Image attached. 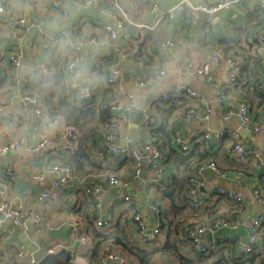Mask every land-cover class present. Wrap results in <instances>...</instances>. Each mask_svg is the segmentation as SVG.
Returning a JSON list of instances; mask_svg holds the SVG:
<instances>
[{
    "label": "crops",
    "instance_id": "obj_1",
    "mask_svg": "<svg viewBox=\"0 0 264 264\" xmlns=\"http://www.w3.org/2000/svg\"><path fill=\"white\" fill-rule=\"evenodd\" d=\"M190 1L196 3L198 0ZM201 1L211 4L220 0ZM260 1L233 2L231 6L219 10L213 16L214 33H207L205 27L198 21L191 22L189 14L186 12L182 14L176 12L173 17H167V10L173 4L172 0H161L155 10L151 9L150 0H101L105 8L103 13L94 7L85 5L81 0H64V5L68 11L66 15L59 10L51 9L48 0H15L8 3L5 11L0 13V68L6 75V81L0 84V107L3 106V109H0V185L5 191L4 196L6 198L12 203L21 202L24 205L23 214L25 224L28 225L23 231L36 247L32 252H35L41 259L48 253L49 248H52L54 252L66 248L70 251L71 259L75 264H88L86 255L90 253L92 243H90L88 250H77L78 242L72 235V229L73 223L78 222L84 230L85 224L81 220L93 221L89 214L91 210L95 218L109 216L111 219L112 217L111 226L114 225V222L118 224V221L126 226L130 235L129 244L133 248H129L130 251L126 249L123 253L129 257L132 264H137V258L131 252L134 251L135 247H137L136 250L138 249L134 223L130 208L122 198L124 194H129L138 197L143 209V216L148 222H153L150 212L151 203H156L162 208V211L165 210L162 216L164 224L162 232L165 231L168 221H171L173 225L179 223V234L182 226L191 223L211 222L220 216L233 221L234 227L220 228L214 233L206 232L203 235V244L209 242L212 236H219L224 239L221 246L207 258V263L216 262L219 257H237L239 264H264V221L258 230L257 244L252 254L242 256L239 245L235 242L236 239L247 240V222L255 215L264 212V207L252 195V189L256 185L260 186L264 193V98L252 86L256 83L254 80L258 79L259 81L263 77L264 66L258 68L257 71L260 72L261 70V73L257 72V75L251 68L252 66H247L240 75L239 84L224 91L229 105L234 106L241 100H245L249 104L250 124L246 128H238L234 118L224 120L221 115L222 107L215 101V89L225 82L227 75L228 67L224 62H219L213 66V78L208 81L199 76L184 74L181 71L182 64L188 61L194 64L205 61L215 51L214 47L220 46L221 41L242 38V27L249 19V14H263L258 11ZM18 15L25 18L23 25L14 23L13 20ZM206 16L205 13L200 14L201 19ZM156 17L162 18L156 33L150 34L145 30H140L141 23L152 22ZM103 22L112 24L117 34L116 38L112 39L108 33L101 29ZM76 24L78 29L74 31L73 26ZM187 28H191L192 35L187 33ZM57 34L61 35V41L54 43L51 39ZM123 34H128V37L124 38ZM156 35L174 41L173 50L169 52L173 61L165 78L145 87H139L136 81L143 76L146 69L161 63L162 57L166 55L163 51L156 54L154 51L147 50V54H144L142 58L144 60L149 58V61L144 62L143 59H139L140 45L145 41L150 48V42L147 41V38ZM31 42L35 47L34 53L28 49ZM70 45L77 48L76 56L79 66L76 76L81 85L84 86L87 83L94 61L98 63L100 68L97 74L100 81L104 76L102 70L105 68L110 70L118 67L120 70L117 83L122 85L124 92L119 93L121 95L118 99L121 103L119 111L130 116V124L120 125L117 137L119 146L130 145L139 149L136 147L139 144L142 149L144 142L147 139H152L150 129L154 127L143 129L141 124L145 113L149 111L153 95L177 84H187L200 92V100L185 95L179 97L177 102L187 106L194 105L198 109L208 106L211 112L210 118L208 120L193 119L181 122L175 115L170 120L173 133L168 136L167 141L163 139L166 141L163 146L168 156L170 151L179 150L173 142L175 132H179L186 138H191V135L197 130H210L211 134L221 130L228 131L220 141H212L209 145L211 146L212 160L225 173L220 175L212 170H207L200 177L198 188L202 200L197 208L188 203L184 192L180 195L170 192V195L166 196L158 187L147 189V183L153 174L147 167L146 153L143 149L139 150L143 152L142 174L146 175V179L145 184L140 189L137 188L136 194H131V186H133L135 179L133 176L134 162L131 158L125 159L129 160L130 163L126 162L118 167L117 165L113 166L114 173L103 171L102 173L96 172L81 176L75 174L73 183L64 187H51L52 177L49 175H45L44 180H36L34 178L36 172H42L51 161L67 156L65 148L68 139L60 136L53 129L49 131L48 141L43 148L29 151L12 150L15 152V158H12L10 162L1 157L3 153L1 149L8 141L16 139L19 134H24L31 146L37 145L39 132L32 128L31 107L21 97L24 94L36 95L45 104L43 96L52 95L53 99L55 91L62 89L63 85L67 86V72L64 66L72 51ZM254 46V44L250 46V55L254 51ZM144 48L143 45L142 50ZM17 49L22 52L21 75L26 77L37 75L39 62L46 60L54 68L56 81L51 85L17 84L11 74L9 59L11 52ZM109 56L115 57L116 66H106L105 58ZM126 94H131L132 99H128ZM97 99H99L98 93ZM130 102H132V106L128 107ZM155 106L153 111L157 114ZM256 124L260 126L259 131L253 129ZM99 135H97V140L101 143L100 147L102 148ZM234 136L241 140L244 145L261 151L263 157L261 168L257 167L253 160L241 162L229 158L228 154ZM8 168L12 170L11 176L6 175ZM175 172L177 173L178 170L175 168L171 157L166 158L162 181L166 184L169 183ZM111 174L122 176L120 178L128 180L129 184L124 188L109 186L107 177ZM85 183H100L104 187L101 194V205L97 212L93 211L94 206L90 208L88 204L91 201L94 202L83 191ZM218 187H228L241 191L244 195L243 201L236 203L216 195L215 191ZM49 188L56 193V201L46 200L39 203L36 195ZM109 209H112V215L109 213ZM33 210L42 213L49 223L57 227L43 226L37 228L33 226ZM20 244L23 243L13 225L4 221L0 228V253L3 264H16L14 256ZM25 250L29 251L26 248ZM140 250L151 252L152 248ZM179 253L193 255L190 245L186 242L182 243V241L179 244ZM107 264L116 263L109 262ZM151 264L179 263L177 258L173 256L158 255L151 259Z\"/></svg>",
    "mask_w": 264,
    "mask_h": 264
},
{
    "label": "built area",
    "instance_id": "obj_2",
    "mask_svg": "<svg viewBox=\"0 0 264 264\" xmlns=\"http://www.w3.org/2000/svg\"><path fill=\"white\" fill-rule=\"evenodd\" d=\"M15 0H0V13L5 11L8 3ZM29 1V0H20ZM85 5L94 7L99 12H105V8L101 0H81ZM161 0H150L151 9L155 10L158 7V3ZM172 6L167 10V17H173L174 13L178 12L188 13L191 22L198 21L202 24L207 33H214L213 28V16L221 9L227 8L232 5L233 2H245L247 0H220L211 4H207L198 0L196 3H192L190 0H172ZM50 8L54 10L61 11L62 14L66 15L68 13L66 6L64 5V0H48ZM258 11L264 14V1L261 0L258 4ZM205 13L207 16L204 19L200 18V14ZM14 23L18 25H23L25 18L18 15L14 18ZM162 22L161 17H156L154 21L149 23H141L140 30H145L150 34H154L158 31ZM131 23V21H130ZM78 25L73 26V30L77 31ZM101 29L104 30L109 36L114 39L117 34L111 23L103 22L101 24ZM187 33L192 35L191 28H187ZM124 38L128 37V34L122 35ZM54 43H59L61 41V35L57 34L51 39ZM158 48L165 52L166 55L162 57L161 63L158 68L154 71L145 72L141 78L136 81L137 86L145 87L148 84L161 81L165 78L170 70L173 58L169 55V52L173 50L174 41L171 39H162L157 43ZM28 49L31 53L35 52V47L29 43ZM70 57L68 58L64 69L67 72V87L69 93V99H71L73 104L79 102L88 101L97 98L96 88L100 82L98 74V63L93 62V67L91 69V74L87 80V83L83 86L80 84L79 79L76 76L78 69V59L76 56V47L70 45ZM259 56L263 59L264 63V44L258 48ZM21 55L22 52L17 49L11 52L9 59L11 63V74L14 81L19 85H51L56 81L54 75L53 66L46 60H42L38 64L39 72L37 75L32 77H26L20 74L21 68ZM219 62H224L227 65V75L225 82L219 85L215 89V101L218 105L222 107V118L224 120H229L234 118L237 122L238 128H246L250 124V107L245 100L239 101L236 105L231 106L225 98V89L233 88L236 84H239L240 72L243 65V57L234 58L231 54H224L220 50H216L211 53L205 61L200 64H194L190 61L182 64L181 71L184 74L199 76L204 80H211L213 78V66L217 65ZM120 70L118 67L110 69V73L106 76V81L112 85L119 92H124L122 85L117 83L119 78ZM6 81V75L2 72L0 68V84ZM258 90L264 94V75L261 80L258 81ZM189 96L200 100L201 94L198 90L192 88L187 84H177L170 87L158 94L153 95L149 111H147L142 120V128L149 129L158 122V115L153 111L156 104L162 101L168 100L170 97H181ZM128 99H132L131 94H126ZM22 100L28 102L31 107L32 114V128L34 131L39 132V139L36 146H31L26 140L24 134H19L16 139L8 141L6 145L1 149L2 152L6 150H38L43 148V146L48 141V133L50 130H55L57 134L68 139L66 145L67 156H62L60 158L51 161L42 172H36L34 178L36 180H44L45 175L52 177L51 187L67 186L73 183L75 180V174L73 172L70 158L76 153L78 146L81 141V133L75 130L71 126H67L63 117L60 115H51L45 110L43 101L36 95L24 94L21 97ZM130 101V100H129ZM132 106V102L128 107ZM121 103L116 101L108 106L106 115L111 121L112 125L116 128L113 130H105L99 135L100 141L102 142L103 149L108 154V164L114 165L119 159L125 157L131 158L134 162V174L133 176H139L143 172V152L139 149L133 148L130 145L119 146L118 144V129L120 125H129L130 116L123 114L119 111ZM3 109V106L0 107ZM211 112L208 106L198 109L194 105H190L184 112L177 115L179 121H191L193 119L197 120H208L210 118ZM255 131H259L260 126L258 124L253 126ZM228 131L221 130L214 134L210 133V130H197L192 135L191 138H186L179 132H175L173 136V142L177 148L183 153H188L193 144L196 142H207L220 141ZM233 142L229 150V158L232 160H239L241 162H246L248 160H253L257 167L261 168L263 164V157L261 151L254 147H249L244 145V143L239 140L236 136L232 137ZM142 149L146 153V160L148 168L151 170L153 176L149 179L147 183V188L151 185L157 186L159 189L164 190L166 184L162 181L163 176V166L164 161L167 157L165 148L159 147L154 143L153 139H147L144 142ZM70 157V158H69ZM214 171L220 175L224 173L220 172L213 161H208L199 166L196 169L195 177L190 180L188 197L189 202L193 206L198 207L201 203V196L199 194V180L201 176L207 171ZM7 175L12 174V170L8 168L6 170ZM107 184L115 188H124L129 184L128 180L117 178L115 175L111 174L107 177ZM103 185L100 183H85L83 186V191L91 197L95 206L93 208L94 212H97L98 207L101 205V194L103 192ZM4 189L0 185V211L4 214L5 218L11 220L13 225H24L25 218L23 214L24 205L23 203H12L8 198L4 196ZM216 195H223L229 197L235 201L241 202L244 199V195L239 190L230 189L228 187H218L215 191ZM253 198L264 207V193L260 186H255L252 189ZM123 201L128 204L132 216V221L135 228V236L139 243L141 249L155 248L164 241V235L161 228L162 208L156 204L151 203L150 212L152 215L153 222H148L143 216V209L141 208V203L138 197L133 195L124 194L122 196ZM36 199L39 203L48 201H56V193L49 189L42 190L36 195ZM33 226L56 228L57 226L49 223V221L44 217L42 213L37 210L32 211ZM109 216L103 217L99 216L94 220L96 225H106L110 226ZM264 221V212L252 217L246 224L247 240L242 241L236 239L235 242L239 245L240 252L243 256H248L253 252L257 244V233L259 228ZM4 219L0 218V228ZM234 227V222L228 220L225 217L215 218L211 222L196 223L190 225L186 228V237L189 239V245L192 251L203 253L207 258L210 256L209 251L216 250L223 243L224 239L219 236H212L211 240L207 243H202V237L206 232L214 233L220 228ZM72 235L77 240V250L84 251L90 248L91 241L83 233V229L78 222L73 223ZM54 252L52 248H49L48 253ZM206 258V259H207ZM40 258L32 251H26L23 244L17 247L14 261L16 264H37ZM109 262H115L116 264H132L129 257L122 253L118 249L110 248L109 246L103 249V253L97 260V264H107ZM0 264H3L2 254L0 253Z\"/></svg>",
    "mask_w": 264,
    "mask_h": 264
},
{
    "label": "trees",
    "instance_id": "obj_3",
    "mask_svg": "<svg viewBox=\"0 0 264 264\" xmlns=\"http://www.w3.org/2000/svg\"><path fill=\"white\" fill-rule=\"evenodd\" d=\"M261 32H264V14L251 13L249 14V19L242 27L243 37L237 40H223L220 42V46L214 47V50H220L224 54L229 53L234 58H238L240 56L243 57L244 62L240 75L247 66H252L251 68L254 70L255 75H257V72H259L257 71L258 68L264 66L263 59L259 56L257 51L258 48L264 44V34H261ZM162 39L164 38L160 35H156L155 37L149 36L147 41L150 42V48L144 41L140 45L138 53L139 59H143L142 57L144 54H147V50L154 51L156 54H158L161 50L158 48L157 43ZM252 44H254L256 47L254 46V51L252 55H250V46ZM143 45L145 48L142 50ZM115 61L116 59L113 56L105 58V64L107 67L116 66L117 64ZM148 61L149 58L144 60V62ZM159 64L146 69V72L156 70ZM98 69H100L99 65ZM102 73L104 76L96 88V92L99 94V99L94 98L88 101L79 102L75 105L69 99L68 87L65 85H63L62 89L59 91L54 92L55 95H53V99L52 95L43 96V100L45 101L44 107L46 106L45 108L49 114L53 116L60 115L63 117L67 126H71L81 133V141L78 149L70 160L73 172L78 176L96 172L102 173L103 171H110L114 173L115 170L113 169V166L117 165L118 167L120 165H124L126 162L130 163L129 160H125L127 159V157H125L123 159H119V161L114 165L108 164V154L103 149V147H100L101 143L99 140H97V135L101 134V132L116 128L108 119L106 112L108 106L116 101H119L118 99L121 97L119 94L120 92L106 81V76L110 73V70L105 68L102 70ZM259 73H261V70ZM254 81H256V83L254 82L255 84L252 85L253 89L260 92L264 98V94L258 90V79ZM179 99V97H170L168 100L159 103L161 105L156 104L155 106L156 112L159 115V122H157L158 124L156 123L154 126H152L154 128L151 127L152 129H150V135L152 136L151 138L153 139L154 143H156L161 148H164L163 145L166 144L168 136H171L173 133L170 120L175 115L177 116L178 114L184 112L190 106H187L184 103L178 104L177 100ZM163 139H166V141ZM209 145L210 143L207 142H196L188 153H183L180 150H169L170 152L166 158L171 157V160L178 172H175L172 175L169 183H165L166 188L162 191L166 194V196L170 195V192L176 193L177 195H180L184 192L186 193V200L190 205H192V203L189 202L188 190L190 180L195 177L196 169L208 161H213L215 163V161L212 160V154L210 153L211 146ZM216 166L220 172L225 173V171L222 170L217 164ZM115 176L117 178L122 177L119 175ZM199 179L200 178H198V180ZM155 187L157 186L151 185L147 189L149 190ZM219 196L239 203L238 201H235L229 197H225L221 194H219ZM88 204L90 205V208L95 206V203H92V201ZM194 208L197 207L194 206ZM111 211L112 209H109V213L112 215ZM92 213L93 212L90 210V218L92 217L91 219L93 221H87L86 219L85 221L83 219L81 220V222L85 224L83 233L89 238L90 241L92 240L90 253L86 255L88 264H97V260L103 253V249L107 246L113 249H118L122 253L125 252L126 249L130 251L129 248H133V246H130L129 244L130 235L126 226H123L120 221H118V224L114 222V225H112L114 226L113 228L111 225H96L94 223L96 218ZM163 213H165V210L161 212V214ZM110 220L113 222L112 217ZM194 224L196 223L182 226L180 234L182 231L183 235L181 234V236L178 233L179 223L173 225L171 221H168L165 231L163 230L164 241L161 243V245L152 248L151 252H148L140 250L141 248L138 243V249L136 250L137 247H135L134 251H131L133 252L132 254H134L137 258L136 263L151 264L152 258L157 257L158 255H165L177 258L179 264H199V262L200 264H239V261L237 262V260H239L237 257H219L216 262L207 263V257L203 253L196 252L194 250L192 251V248H190V250L193 252V255H184L179 253L180 242L182 241V243H189V239L186 237L185 233L186 228ZM163 226V221H161V228H163ZM215 251L216 250L209 251V255ZM252 253L253 252H251V254Z\"/></svg>",
    "mask_w": 264,
    "mask_h": 264
},
{
    "label": "water",
    "instance_id": "obj_4",
    "mask_svg": "<svg viewBox=\"0 0 264 264\" xmlns=\"http://www.w3.org/2000/svg\"><path fill=\"white\" fill-rule=\"evenodd\" d=\"M122 144H125V143L122 142ZM121 146H125V145H121ZM136 147L142 150L139 144H137ZM1 157L5 158V160L10 162L12 158H15V152L8 149L1 154ZM145 179H146V175L142 173L139 176L135 177V179L133 180V186H131L132 188L131 194H136L137 188L140 189L145 184ZM0 218L4 219V221L11 223V225H13L11 220L8 218H5L4 214L1 211H0ZM27 225L28 224L13 225V227L18 233V237L24 244L25 248L28 249L29 251H34L36 249L35 245H33L29 241V238L27 237L26 233L23 231L25 229V226ZM71 258H72V255L70 251L66 248H62L56 252H50V253L45 254L44 256L41 257V259L39 260L37 264H75Z\"/></svg>",
    "mask_w": 264,
    "mask_h": 264
}]
</instances>
